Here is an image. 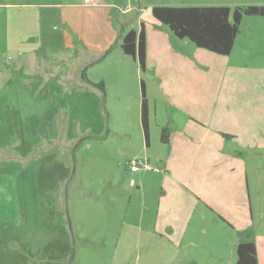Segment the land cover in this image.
<instances>
[{
    "label": "rangeland",
    "instance_id": "rangeland-1",
    "mask_svg": "<svg viewBox=\"0 0 264 264\" xmlns=\"http://www.w3.org/2000/svg\"><path fill=\"white\" fill-rule=\"evenodd\" d=\"M149 3L146 20L153 16ZM7 10L0 8V87L14 70L6 62L15 61L7 47ZM190 44L200 55L193 53V79L182 91L151 82L152 73L137 60L128 64L115 46L85 70L103 83L100 107L73 117L71 128L53 124L51 134H35L56 139L48 151L59 164L39 165V177L29 166L28 175L26 163H35L44 151L39 148L20 150L30 151L32 161L0 162V186L12 193L3 198L4 208L15 205L18 181L37 200L36 191L45 194L64 176L63 164L68 167L54 199L73 242L51 239L44 253L70 257L73 249L72 264H233L239 242H264V36L231 55ZM164 66L159 61L154 75L166 78L159 74ZM142 79L148 82L151 145L140 122ZM164 128L174 139L163 141ZM133 159L147 160L148 167L130 171Z\"/></svg>",
    "mask_w": 264,
    "mask_h": 264
},
{
    "label": "crops",
    "instance_id": "crops-1",
    "mask_svg": "<svg viewBox=\"0 0 264 264\" xmlns=\"http://www.w3.org/2000/svg\"><path fill=\"white\" fill-rule=\"evenodd\" d=\"M145 1L149 0H100L96 4L91 3V0H13L11 3L0 1V8H8L7 47L15 55L13 63L6 62L7 67L14 68L13 73L0 87L1 165L9 164L13 160L16 164L32 161L29 157L31 152L26 156L20 151L22 148L44 149L35 163H26L25 171L28 175L29 166L33 165L34 172L36 176L38 173L39 177V165L48 167L50 164H59L56 158H50L48 151L52 149L56 139L49 134L46 137H36L35 134H51L55 125V129L58 126L60 130L62 126L71 128L76 125L73 117L83 115L85 109L90 111L94 106L100 107L104 96L101 95L104 94L103 89L87 81L98 83L95 78L85 73L86 67L99 61L115 46L122 48L123 37L132 29L138 32L142 26L145 29V71L148 75L152 73L151 82H170L173 90L179 88V91H182L181 85L193 79L189 77L195 72L197 65L193 53H200L194 44H190L193 43L190 39L176 36L154 15L146 20L148 7ZM149 4L152 11L154 6L264 5V0L261 3L247 0H150ZM246 27L249 28L246 30ZM261 36H264V16H245L229 55L236 49L256 43L257 38ZM1 52L3 53V49ZM126 55L127 63L134 65L136 59ZM159 61L165 63L159 74L165 75L166 78L154 75ZM2 70L3 67L0 66V72ZM144 82L149 103L148 145H151L150 98L148 82ZM52 116L56 120L53 121ZM20 119H23V122ZM140 122L142 125L141 108ZM78 132L81 133L75 132L73 139L78 136ZM172 139L174 137L171 135L169 140ZM5 159L13 160L5 163ZM1 170L3 171V168ZM63 171L64 176H61L59 183V178L53 179L55 187L51 181L50 186L45 187V194L36 191L37 200L33 198L32 190H21L18 181L13 207L12 204L3 207L8 203H5L3 198L12 193L5 192L0 186V207L5 209V216H0V264H72L73 249L70 257L68 252L62 256L51 252L50 249L45 253L41 249L42 246L51 244V239L73 242V233L69 232L66 213L61 209L58 211L54 199L60 185L68 179V167L64 164ZM121 240L123 245H127V230L124 235L121 233L119 242ZM255 243L259 264H264V242Z\"/></svg>",
    "mask_w": 264,
    "mask_h": 264
},
{
    "label": "trees",
    "instance_id": "trees-1",
    "mask_svg": "<svg viewBox=\"0 0 264 264\" xmlns=\"http://www.w3.org/2000/svg\"><path fill=\"white\" fill-rule=\"evenodd\" d=\"M154 17L167 25L180 38H188L198 47L229 55L234 47L245 16H264V5L231 7L213 6H154ZM123 51L136 59L142 70H146L147 39L144 27L140 32L132 29L122 40ZM110 52V50H109ZM108 52V53H109ZM86 77V75H85ZM90 84L104 90L103 83ZM142 105L141 121L146 144H149V103L145 82L141 80ZM162 139L169 142L168 130L163 129ZM82 141V140H81ZM237 261L234 264H259L258 250L254 241H241L237 245Z\"/></svg>",
    "mask_w": 264,
    "mask_h": 264
},
{
    "label": "built area",
    "instance_id": "built-area-1",
    "mask_svg": "<svg viewBox=\"0 0 264 264\" xmlns=\"http://www.w3.org/2000/svg\"><path fill=\"white\" fill-rule=\"evenodd\" d=\"M100 0H91V3L96 4ZM142 167H148L147 160L145 159H133L129 161V169L132 172L139 171Z\"/></svg>",
    "mask_w": 264,
    "mask_h": 264
}]
</instances>
